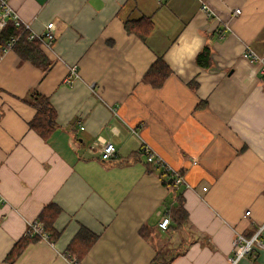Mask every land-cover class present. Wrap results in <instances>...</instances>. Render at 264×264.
<instances>
[{"label": "crops", "instance_id": "0c3cea01", "mask_svg": "<svg viewBox=\"0 0 264 264\" xmlns=\"http://www.w3.org/2000/svg\"><path fill=\"white\" fill-rule=\"evenodd\" d=\"M9 4L31 33L53 23L55 43L39 41L44 66L15 48L0 63V264L49 204L62 211L60 237L12 264H72L83 230L97 241L80 264H151L159 251H185L169 264H232L237 234L262 231L264 242V75L244 58L264 56V0ZM140 19L152 22L146 40L130 28ZM159 59L171 73L156 85L147 74ZM35 91L56 111L48 140L30 128L36 110L24 101ZM103 141L117 151L108 162ZM146 145L182 185L164 183ZM179 196L189 225L167 232ZM254 248L236 264H264Z\"/></svg>", "mask_w": 264, "mask_h": 264}, {"label": "trees", "instance_id": "16d2710c", "mask_svg": "<svg viewBox=\"0 0 264 264\" xmlns=\"http://www.w3.org/2000/svg\"><path fill=\"white\" fill-rule=\"evenodd\" d=\"M130 28L135 29L137 34L143 40H146L152 29V22L149 19H140L134 23L132 22L130 24ZM21 30L23 29H19L15 27L13 23H10L0 33V46L5 45L11 38L21 36L14 47L18 55L23 60H29L39 66H44L45 57L40 49L41 44L38 40L30 41L28 39V34H22ZM208 52V50H205L204 55H207ZM170 73L171 70L165 64L163 59H159L158 62L148 72L147 76L148 80L157 85L159 82L165 80L170 75ZM24 102L36 110V115L30 123V128L43 137V139L48 140L59 128L56 121V111L52 106L50 99L35 91L30 95V98ZM148 165L150 164L148 163ZM157 167L164 168L166 171L165 173L162 172L161 174L165 184L168 182V180L165 178L167 174V176L170 177L169 180L172 179L173 181L171 183L172 186L178 187L176 186L174 179L171 177V173L165 166ZM61 212V209L56 204H49L44 208L37 220L40 228L47 234L48 242L50 243L57 241L60 237V234L54 228V224ZM166 218H168L170 221V224L166 229L167 232L172 230H180L181 228L189 225V215L184 208V201L182 197L179 196L178 202L167 212ZM26 233L25 236L14 246L6 259V262L10 264L14 263L31 243L42 240L36 233ZM80 233L82 234H80L79 237H77V239L71 243V246L66 253V256H68L72 261L76 260V264H80L82 256L87 254L95 241H97V237L89 234L88 231L83 230ZM83 235H87L86 238H84L85 236ZM184 253L185 251L174 255L172 259L169 258L168 252L159 251L151 264H169L172 262V260H174V258Z\"/></svg>", "mask_w": 264, "mask_h": 264}, {"label": "built area", "instance_id": "2783aa9c", "mask_svg": "<svg viewBox=\"0 0 264 264\" xmlns=\"http://www.w3.org/2000/svg\"><path fill=\"white\" fill-rule=\"evenodd\" d=\"M206 10V7H204ZM235 15L240 14V10H236ZM13 23L15 27L21 30L22 34H28V39L30 41L38 40L44 44L45 47L51 49V47L55 43V38L52 32L53 23L47 25V31L41 36L34 33H31L30 25L25 24L19 17V15L12 9L9 4V0H0V33L10 24ZM21 36L11 38L5 45L0 46V63L6 57V55L12 51L17 44L18 40ZM244 58L249 60L251 63H260L263 67L262 73L264 75V56H258L253 53L251 50H248L244 53ZM72 73L76 74V69H72ZM143 153L146 156V161L149 164L157 165V166H165L167 170L171 173V177L174 179L176 186L182 185L184 181V177L178 171L168 167V165L163 161L161 157H158L156 153L149 146L143 147ZM117 156V151L115 145L110 141H103L102 147L100 150V157L102 161H111ZM206 190V188H204ZM2 197L0 195V202H2ZM250 215V213H247ZM169 219H164L160 224L161 228L167 229L169 226ZM33 233L39 235V237L43 241H48L47 234L40 228L37 221H31L28 223L27 233ZM26 233V234H27ZM262 231H259L255 237L252 239H246L244 236L237 234L234 239V252L235 258L232 259V264H236L240 259L244 258L246 255H249L255 249L254 247L260 246L264 248V242L261 241L260 235ZM70 259V258H68ZM72 264H76V260H71Z\"/></svg>", "mask_w": 264, "mask_h": 264}, {"label": "rangeland", "instance_id": "374dc122", "mask_svg": "<svg viewBox=\"0 0 264 264\" xmlns=\"http://www.w3.org/2000/svg\"><path fill=\"white\" fill-rule=\"evenodd\" d=\"M164 219H166V218H164ZM164 219H163V221H164ZM168 219V218H167ZM163 229V228H162ZM164 230H166V229H164ZM48 242V241H47ZM48 243H50V242H48Z\"/></svg>", "mask_w": 264, "mask_h": 264}, {"label": "water", "instance_id": "95a60500", "mask_svg": "<svg viewBox=\"0 0 264 264\" xmlns=\"http://www.w3.org/2000/svg\"><path fill=\"white\" fill-rule=\"evenodd\" d=\"M173 181H172V179L170 180V183H172Z\"/></svg>", "mask_w": 264, "mask_h": 264}]
</instances>
